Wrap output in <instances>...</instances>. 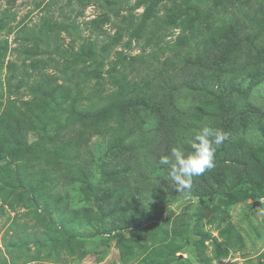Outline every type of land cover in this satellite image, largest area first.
<instances>
[{
  "label": "rangeland",
  "instance_id": "obj_1",
  "mask_svg": "<svg viewBox=\"0 0 264 264\" xmlns=\"http://www.w3.org/2000/svg\"><path fill=\"white\" fill-rule=\"evenodd\" d=\"M107 1L89 0L84 6L79 0H0V264H264V77L243 78L233 64L228 84L218 92L230 98L227 103L213 93L184 90L176 121L167 114L164 123L151 115L146 123L142 118L115 122L133 131L122 148L109 153L111 133L81 138L77 143L88 145L81 154L63 151V143L75 140L71 127L82 123L69 115V100L54 105L34 131H15L7 121L5 105L13 99L8 79L14 84L26 79L33 57L55 58L60 65L56 83L74 88L66 61L89 40L98 52L105 37L90 34L87 23L105 12L111 14L104 27L108 35L119 26L124 30L109 56L97 61L103 91L124 76L132 87H144L162 68L169 75L195 72L203 44L182 25L196 18L203 0H176L180 9L171 0H154L156 19L175 13L180 24L158 39L152 34L159 21L146 24L139 37L121 19L131 13L139 25L148 3L110 0L120 3L112 7L119 13L114 16ZM232 1L245 11L257 7L254 0ZM224 8L227 13L214 15L220 27L229 24L227 14L237 6L226 3ZM253 11L257 16L264 12ZM46 34L55 37V46L46 48L42 41L37 55L24 53L33 38L44 40ZM256 36L252 45L264 44V29ZM227 43L234 55L240 54ZM114 52L126 59L123 65L117 62L115 71L109 65ZM94 66L86 62L84 69ZM51 68L47 71L53 73ZM206 80L213 84V78ZM96 83L95 78L86 81L80 98L95 92ZM19 88L18 101L28 100L27 89ZM160 125L169 131L159 132ZM203 125L222 129L229 139L217 148L216 167L194 177L190 190L177 192L167 166L158 161L172 147L190 152L188 141Z\"/></svg>",
  "mask_w": 264,
  "mask_h": 264
},
{
  "label": "trees",
  "instance_id": "obj_2",
  "mask_svg": "<svg viewBox=\"0 0 264 264\" xmlns=\"http://www.w3.org/2000/svg\"><path fill=\"white\" fill-rule=\"evenodd\" d=\"M15 1L6 0V3L13 4ZM88 1L79 0V3L86 6L88 5ZM121 1L127 2L128 0ZM137 1L140 5L148 3L146 5L147 8H145L144 13L140 17L139 25L134 24L135 17L131 13L121 18L126 22V28L132 27L133 30L135 29L134 34L141 37L142 30L146 24L149 22L154 23L155 20L159 21V23L155 21L156 29L152 34V37L156 39L165 36L164 31L174 29L175 26L180 27V24H176L175 13H170L169 17L166 15L163 19H156L152 10L155 3H157L156 1ZM171 1L175 5L176 0ZM254 1L257 7L254 4L249 6V9L245 11L236 5L238 1L203 0L201 5L204 6L202 8L200 6L199 10L197 8L196 18L184 25L181 23L183 27H189L195 34V38L203 44V48L197 54L194 61L196 67L195 75L194 72L182 76L177 70H173V73L171 72L169 75L168 70L162 68L155 75L154 80L149 81L144 87L137 85L132 87L131 82L125 76L117 80L114 77H109V79L115 80L111 84L109 92L103 91L105 85L103 81L105 80L102 78V73L99 72L101 63L97 61L98 59H103L105 56H109L114 47L121 42L124 28L119 26L114 35H108L104 27L110 23L111 14L105 12L87 23L90 34L96 33L101 37H105L98 52L95 50V43L89 40L78 48L76 53L72 55L71 60L66 61L69 65L70 74L68 81H74V88L70 89L67 86L56 83V72L58 73L57 69L60 65L55 58L51 57V55L47 58L33 57L31 60V72L26 75V79L16 81V84H14L12 79H8V89L10 95H13V99L7 100L8 102L5 105L4 114L8 116L7 121L16 127L15 131H17L18 127L20 131L22 129L28 132L34 131L36 122L50 114L54 105L69 100V115L72 120L82 121V123L80 122L79 126L71 127V134L74 135L75 140L72 143H63V151L75 154L79 151L81 154V148H88L86 144L77 143L81 138L87 139V137L89 138L94 135L111 133L113 139L108 142L106 148V152L109 153L112 149L122 148L124 140L133 131L129 127L114 126L115 122L117 124L119 121L125 122L126 118L138 120L139 122L142 118L143 122L146 123L150 119V116L147 117L146 115H151L152 119L157 120L159 123H164L167 114L176 121L178 119L177 114L179 113L177 112V104L184 90L192 89V95H208L209 93H213L215 99H220L225 104L230 98L218 92L220 89H223L221 85L228 84V71L233 68V64H235V69L243 75V78L248 76L247 79L254 81L258 77H264V44L258 42L256 45H252L253 38H256L258 32L264 29V12L257 16L253 10L258 8L259 11H264V0ZM117 3L120 4L118 1H107V5H109L108 11H113L114 16L119 15L118 10H112V7L113 9L115 7L114 4ZM226 3L229 6H237V8L234 12L227 14V18L231 17L229 24L226 27H220L216 23L214 15L220 12L227 13L224 8ZM175 7L180 9L178 5H175ZM215 28L218 30L215 31ZM220 29L222 32H220ZM238 30L240 31L238 32ZM231 31L233 34H231ZM228 34L231 35V38H227ZM178 38H180V34L177 36ZM224 38L226 39V48ZM42 41L46 48H51L57 44L55 37L46 34L44 40L38 37L33 38V44L24 47V53L32 56L37 55V50ZM148 41L152 40L149 39ZM228 41L236 45L240 54H233L227 43ZM1 44L0 50L2 49ZM242 46H245L247 49L250 46L253 47L251 51L255 50V53L253 54L245 48L241 49ZM114 53V59L109 63L113 71L116 70L117 62L123 65L126 60L121 52ZM231 61L232 64L230 63ZM86 62L89 65L91 63L95 64L94 68L89 72L84 69ZM189 66L192 67V65ZM49 67H52L53 73L47 71ZM207 73L209 76H207ZM212 73L213 77H211ZM256 73L259 75L255 76ZM94 78L97 79L96 85L93 86L96 91L92 90L86 97L80 98L83 85L86 81ZM207 78H213V84L208 82ZM20 84L29 92L28 100L21 102L18 101L20 100L18 98ZM215 85H217L216 90H214ZM126 87L129 88L125 89ZM140 93L142 95H139ZM208 115L211 117L212 114L209 113ZM207 120L213 122V118H208ZM158 130L159 132L167 133L169 128L160 125ZM171 130L173 131L172 128ZM209 199H212V195L209 196Z\"/></svg>",
  "mask_w": 264,
  "mask_h": 264
},
{
  "label": "clouds",
  "instance_id": "obj_3",
  "mask_svg": "<svg viewBox=\"0 0 264 264\" xmlns=\"http://www.w3.org/2000/svg\"><path fill=\"white\" fill-rule=\"evenodd\" d=\"M229 134L222 129L203 125L188 141L190 152L180 147H172L169 154L162 155L159 165L167 166L170 179L177 192L190 190L194 177L201 176L216 167V151Z\"/></svg>",
  "mask_w": 264,
  "mask_h": 264
}]
</instances>
